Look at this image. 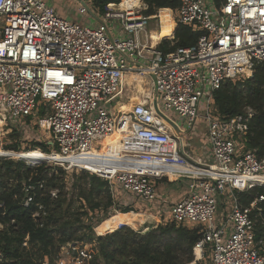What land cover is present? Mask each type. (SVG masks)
<instances>
[{"label": "built area", "instance_id": "built-area-1", "mask_svg": "<svg viewBox=\"0 0 264 264\" xmlns=\"http://www.w3.org/2000/svg\"><path fill=\"white\" fill-rule=\"evenodd\" d=\"M179 2L176 24L203 34L193 47L164 53L152 38L161 27L159 11L145 15L143 0L119 11L107 5L98 25L83 3L78 16L86 22L60 16L50 0H0V103L9 111H0V146L10 115L36 117L58 149L48 159L55 166L107 180L115 203L126 195L131 212L135 204L163 206L167 216L170 212L166 223L200 228L191 264L206 254L212 264H264V239L256 238L253 215H261L264 197L248 206L238 198L264 186V156L246 146L254 111L223 120L214 108V94L224 82L250 79L255 65L264 63V0ZM131 74L148 75L152 87L144 103L125 110L120 104L132 103L124 96ZM201 124L209 153L194 160L187 137ZM116 134L117 145L106 146ZM173 177L189 181L176 202L157 189ZM112 211L109 218L120 209L115 205ZM101 224L96 235L111 234H100ZM91 249L65 244L55 264H91Z\"/></svg>", "mask_w": 264, "mask_h": 264}, {"label": "trees", "instance_id": "trees-1", "mask_svg": "<svg viewBox=\"0 0 264 264\" xmlns=\"http://www.w3.org/2000/svg\"><path fill=\"white\" fill-rule=\"evenodd\" d=\"M143 1L148 5L145 15L152 16L161 11L168 19L166 33L159 44L162 52L169 53L176 48L197 44L203 32L192 26L177 25L174 21L172 10L176 13L180 7L179 0ZM93 4L103 14L109 4L112 9L119 11L138 7L141 0H93ZM214 108L215 114L223 120L252 109L254 116L250 122L246 146L258 156H264V63L255 65L250 79L224 82L214 94ZM35 147L49 153L46 144L36 143ZM13 149L19 151L17 146ZM81 173V178L73 183L74 191H70L67 187L68 172L62 167L46 164L31 167L24 161L0 159V204L3 205L0 207V224L3 226L0 228V264H44L47 261L53 264L61 247L68 243L92 245L94 258L91 264L193 262V248L202 238L200 228L167 222L143 234L126 227L131 226L129 224L134 220L114 221L110 222L108 229L114 230L121 223L127 225H121L111 234L97 236L93 230V224L97 221L86 224L87 218L91 219L92 215L105 214L107 211L111 216L115 205L122 213H129L133 209L126 195L119 196L118 199L122 200L117 199L115 203L107 180L87 172ZM53 192H56V196H53ZM260 196L264 197V186L238 194L243 206L250 205ZM74 198L80 203L79 208H74ZM28 199L31 201L26 205ZM259 207L262 209L261 215L258 211L253 215L258 216L256 238L262 240L264 201Z\"/></svg>", "mask_w": 264, "mask_h": 264}, {"label": "rangeland", "instance_id": "rangeland-1", "mask_svg": "<svg viewBox=\"0 0 264 264\" xmlns=\"http://www.w3.org/2000/svg\"><path fill=\"white\" fill-rule=\"evenodd\" d=\"M50 1L57 8V10L58 9L59 10H66L68 13L67 16H69L71 18H76V20H78V19L81 20V18L78 16V10L82 5L81 4L82 1L86 2L91 8L94 7L93 0H50ZM59 10H58V12H59ZM173 17H174V19L176 18L175 11H173ZM166 20L167 19L163 16L160 21L166 23ZM156 23L157 22H155V21L152 22V25H151L152 28H154V25ZM108 25L111 26V23H108ZM155 29H156V27H155ZM156 31L158 32L159 30L157 29ZM165 39L173 40V38H165ZM137 83H140V82H133L131 85H137ZM137 95H138V93H135V96H137ZM134 104L135 103L130 105V108L132 106H134ZM160 105H161L162 109H164L163 101H161ZM120 106L124 107V109H125L128 106V104L125 103L123 100V102L120 104ZM126 110H128V109L126 108ZM0 111H3L7 115L9 114V111L6 109V107L2 103H0ZM168 113L172 117L177 118L176 113H170V112H168ZM201 123H202V121H201ZM4 129L6 132V137L3 139V144H1V146H0V151L14 153L15 156H19V155H22V154H25V153H28V152H31L34 150H40L41 152L46 154L45 155L46 159L38 161L37 163H40L41 165L46 164L49 166H55L48 159H52V157L49 155H51L53 152H57L58 149L52 144V140H51L49 134L40 130L39 127H37V118L36 117H28V118L27 117H19V118H16V117L10 115L9 123H8V125H6L4 127ZM187 138H188L187 150H189V152L193 156L194 160H198V156H200L202 153H203V155L206 153V149L203 147V144H204L203 142H204V140L207 139V131H206L205 126L203 124H201L199 131L197 133L190 132L188 134ZM118 142L119 141H116L110 147H115ZM36 143L46 144L49 148V153H46L43 150H41L40 148L35 147ZM15 146H17L19 148L18 152H20V153L16 152L13 149ZM99 146H100V144L97 145V148H99ZM204 146H206L208 148L207 145L204 144ZM15 156L14 157L1 156L0 159H11L14 161H24L27 165H29L31 167H37V165H36L37 163H32L29 161L18 159ZM204 156L207 157L206 154ZM82 175H83V173H81L80 171H74V170L68 171V176H67L68 186L67 187L70 191H74L73 190V186H74L73 183L77 182L79 180V178H81ZM157 189H158V192L164 196V198H170V200H172V199H177L178 197H180V195L186 189H188V186H187V182L185 181V179H179V178L173 177V178H166L165 180L160 181L158 183ZM74 199L76 201L74 203V208H79L80 203L77 201V198H74ZM135 205H136V211L135 212L136 213H142V214H144V216L142 217V215H141V218L139 220H135L133 223L129 224V225L134 226V227L137 226L136 228L131 227V226H126V227L131 228L132 230L142 231L144 226H147L151 223L150 220L152 219L151 216H153V215L158 216L163 224L166 223V221H164V218H167V217L169 218L170 212L167 216V210H168L167 207L163 208V206L154 205V206L148 208L146 205H143V204L142 205L135 204ZM159 211L161 213L160 215H158ZM220 211H221L220 213H222L224 211V205L220 206ZM114 213L115 212H112V214H114ZM92 216L93 217L91 219L87 218L85 220V222H86V224H90L91 222L93 223V222L97 221L93 224V230L95 229V227L99 223H102V221L104 219L110 217L108 215V211L105 212V214L98 213V214H95ZM170 217H171V215H170ZM109 220L110 219H108V221ZM159 225H161V223H159ZM49 264H51V263H49ZM53 264H55V263H53ZM199 264H212L211 256L209 254H206L203 261H201Z\"/></svg>", "mask_w": 264, "mask_h": 264}, {"label": "crops", "instance_id": "crops-1", "mask_svg": "<svg viewBox=\"0 0 264 264\" xmlns=\"http://www.w3.org/2000/svg\"><path fill=\"white\" fill-rule=\"evenodd\" d=\"M90 9L95 14V17H94V19H95L94 24L95 25H98V23H100L101 21H104L103 14H101L98 9H95L94 7L93 8L90 7ZM58 13L62 17H69V16H67L68 13H67L66 10H59ZM69 18H71V17H69ZM72 19L73 20H76V18H72ZM80 21L86 22L87 21V17H85V19L81 18ZM127 80H128V82H127V86H126V89H125V92H124V96L125 97H131L132 98V103H128V106L126 107L129 110L130 109V105H132L133 103H136V101H140L142 99H144V101H145V96L150 93V90H151V87H152V81H151V79H149L148 81L143 82V81L140 80V77L138 75H135V74L129 75V77H128ZM133 82H140V83H137V85H131ZM135 93H138V95L135 96ZM126 108H125V110H126ZM203 147L206 149V153L205 154L209 153V148H207L206 146H204V144H203ZM204 155L202 153L200 156H198V159H200ZM185 181L187 182V186L189 187V181L188 180H185ZM187 192H188V189H186L180 195V197H178L177 199H172V200H170V198H166V199L168 201H170V202H176V201L180 200ZM140 218H141V215H137L135 213L134 214L133 213H130V214H120V215H116L115 217H113L112 219H110L109 221H107L105 224H103L102 228H108L110 222H114V221L127 222V221H130V220H134L135 221V220H139ZM151 218L152 219L150 220L151 221L150 224H154L155 222H158L160 220L159 217H157L156 215L155 216L154 215L151 216ZM44 264H49V262L47 261Z\"/></svg>", "mask_w": 264, "mask_h": 264}, {"label": "bare ground", "instance_id": "bare-ground-1", "mask_svg": "<svg viewBox=\"0 0 264 264\" xmlns=\"http://www.w3.org/2000/svg\"><path fill=\"white\" fill-rule=\"evenodd\" d=\"M163 17V13L160 11L159 12V15H158V19L161 20V18ZM174 18V17H173ZM167 21L168 19L166 20V23L160 21V24H161V27H160V30L158 32H154L153 35H152V38H153V46H158L160 44V42L163 40V35L166 33V24H167ZM175 21V20H174ZM176 22V21H175ZM137 75V74H135ZM140 77V80L143 81V82H146L150 79V77L148 75H138ZM144 99L140 100V101H136L135 104L137 103H144ZM134 104V105H135ZM121 138L120 134H116L115 136L111 137V138H108L106 140V146H111L112 144H114L116 141H119ZM111 140V141H110ZM10 155L12 157L15 156L14 153H10V152H3V151H0V155ZM16 158L18 159H22V160H25V161H29V162H32V163H37L38 161H41V160H45L46 156L43 155L40 151H33V152H30V153H25V154H22V155H19V156H15ZM130 213H135L137 215H142V217L144 216V214L142 213H136V212H129V213H121V212H118L117 214H115L114 216H112L111 218L109 219H112L113 217H115L116 215H120V214H130ZM108 220H106L105 222H103L98 228H97V231L100 233V234H104L106 232H114L116 231L121 225H127L126 223H122L120 225L117 226L116 229H104L102 228L103 224H105ZM128 226V225H127Z\"/></svg>", "mask_w": 264, "mask_h": 264}, {"label": "water", "instance_id": "water-1", "mask_svg": "<svg viewBox=\"0 0 264 264\" xmlns=\"http://www.w3.org/2000/svg\"><path fill=\"white\" fill-rule=\"evenodd\" d=\"M82 3H83V5H85V6L87 7L89 13H90L91 15H93V17H95V14H94V12L90 9V7H89L84 1H82Z\"/></svg>", "mask_w": 264, "mask_h": 264}]
</instances>
